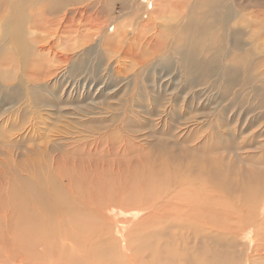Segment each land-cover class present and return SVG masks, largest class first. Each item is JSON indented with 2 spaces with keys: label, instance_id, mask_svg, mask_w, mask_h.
Instances as JSON below:
<instances>
[{
  "label": "bare ground",
  "instance_id": "6f19581e",
  "mask_svg": "<svg viewBox=\"0 0 264 264\" xmlns=\"http://www.w3.org/2000/svg\"><path fill=\"white\" fill-rule=\"evenodd\" d=\"M54 1L55 4L66 2L71 5L77 4L81 0ZM103 1L107 2V0H92L89 1V4L94 5ZM131 1L134 3L131 5L134 6L143 3L146 10H148L149 3L152 0ZM237 1L239 0H154L151 4L152 9L148 21L142 24L143 30L141 29L142 32L138 36H135L132 31L119 30L118 27L120 26L117 27V25H115V29L118 28L115 36L114 34L110 36L106 34L107 30L100 31L98 28L93 34L92 31L85 33L81 24L85 20V16H88L86 14L87 9H78L75 13L76 17L80 16L78 19H80L81 24L78 23L79 25L72 28L73 31L70 32L75 35H67L66 33L67 36L62 37L67 32V27H74V24H76L75 16L72 17L69 10H67L69 8L62 4L65 6V11L60 16L61 18L55 19V25H59L55 29L59 32L60 39L56 46L62 50H66L62 48L66 46L76 50V52L73 54H66L59 50H56V52L54 50L55 46L52 45L53 52L55 57L68 64V68L79 75L87 67L88 56L94 53H103L100 64L104 66L105 71L113 69L115 77L125 76L128 74L126 70H132L133 68L138 69V71L142 70L145 74L154 69L156 71L165 70L166 72L176 70L179 72L180 79L178 86L181 85L182 80L187 88L198 87L202 83L214 87L220 85L222 89L220 93L225 99H228V94L232 93V90L236 87L245 90L248 86L252 87L257 95L261 92L259 96L264 102V90H259L261 88L259 84L264 85V71H262L263 73L258 72L262 59H257V56L264 50V14L259 8L263 6L264 2H261L262 0H242L238 2V4L244 6L242 7L236 4ZM204 2L205 4H203ZM70 9L71 11L74 10L73 8ZM18 23L20 27V22ZM90 25L88 24V26ZM14 28L20 36L21 28H18V25H15ZM96 34H100V36L93 41ZM14 39H16V43H20L22 54L28 51L27 44L25 46V39L20 40V37L18 39L15 36ZM256 43L257 46L253 47ZM50 45L39 42L37 47L41 52L48 50L50 52L52 48ZM208 49L213 50L210 56L209 53H206ZM235 50L245 54L242 55L246 57L243 68L238 65L237 61L236 63H225L228 56ZM240 64L242 65V63ZM256 66L258 67L255 68ZM242 69L243 74L241 73ZM53 72H49V74L53 75ZM73 72L71 73L73 74ZM156 82L160 85V80ZM256 83L259 84L255 86ZM155 85L157 86V84ZM9 89L13 91L10 92ZM8 91L2 90L0 92L1 104H10L16 101L18 94H20L17 86L14 85L8 88ZM237 92H234V99L238 98ZM260 115L264 117V111ZM152 123L153 119H148L145 125ZM177 125H168L165 130L158 131L161 134L168 135H164L168 139L174 137L173 141L164 139V142L160 139L163 136H160L159 139L157 137V142L156 140L151 141L149 139L151 135L146 134L144 137L143 134L144 139L141 138L143 143L138 144L137 148L134 143L133 146L136 151L145 152L143 156L138 154L137 160H131L128 165L127 172L129 176L134 174V177H129L127 181L121 179L120 176H111L110 182L112 185L113 183L116 185L126 182V186H129L128 183H131L135 177L138 179L141 176V188L138 190V193L142 194L141 198L139 200L133 199L131 202L119 201L109 204L106 206L105 212L101 209H97V213L92 211V217H90L92 222L89 224V228L86 231L78 229L74 236L72 231L77 225L71 222L72 213L76 212L77 207L82 208L79 205L80 200L78 201L77 194H79L78 196L82 194V197L91 199L92 204L90 206H96L97 204L94 201L97 200L91 194L86 193L87 185L90 182L86 184V187L82 184L81 188L76 183L70 190L60 185L74 182L76 177L80 179L86 177L87 181H102V186L98 187L103 189V186L105 188L110 183L109 179H106L107 173L100 168L87 169L85 165H82L84 168L80 165V167L76 166L75 169L65 171L61 167L54 178V184L58 180L60 185L56 186L53 195L50 192L51 180L53 179L50 177L52 175L44 178L47 177V175H44V170H47V168L40 170L33 165L36 168L28 171L30 165H26L27 167H23L21 178L18 170L12 169L10 174L14 180L7 179V182L10 181L11 185L8 184V189L7 186L5 187L7 191L3 188L2 190L6 191L5 198L6 195L8 198L9 193L12 196L16 195V199H12L11 196L12 204L15 206H11L12 204L10 206L11 208L16 207L17 210L14 212L15 208L14 211L4 212L2 217L0 214V220L3 218L6 221L4 224H8L9 219L12 217V219L17 218L18 222L16 226H14L15 223H9L6 232L3 227H0V244L3 250H7L9 245L17 242L20 243L22 248L20 250L21 264L46 263L45 255L38 252L40 250L36 252L38 254H35L36 257L31 254V251L27 250L26 257L21 258L24 255V245L28 248L34 245L33 242L30 243L31 236L42 234V237H37L49 249L47 259L50 260L47 262L48 264L60 263V261L55 262L56 247L61 252L66 253L63 257L68 259V264H81L83 262L88 264V259H91L92 256L98 257L96 260L99 261L103 252V245L101 244H109V242L112 243L110 246L112 252L107 253L106 260L110 259L111 264H143L141 253H148V250L153 254L154 261L152 264H173L175 261H181L182 264H240L239 258L242 257L241 261L244 262L242 264L247 261L248 264H264V162L251 165L247 162L234 161V157H232L234 150L230 146V140L221 143L220 147L223 152L220 153L219 145L215 144L214 139H211V135L202 134L203 129L200 133L194 129L182 132V128ZM176 132L177 135H175ZM258 134L261 135L260 132ZM254 138L244 141L243 145L237 147V150H248L246 142L252 145L251 142L254 141ZM164 144L171 150L163 147ZM155 145L158 146L159 149L157 150L160 151H152L155 149ZM53 148L55 149V147ZM78 149L72 154L94 156L95 148L94 150ZM252 150L262 153L264 156V142ZM48 155H46L44 161H49L47 160ZM248 155L241 159L247 160ZM43 157L45 156L43 155ZM52 157L55 158V156ZM88 158L90 159V157ZM6 162L4 161V163ZM0 171H2V168H0ZM3 171L5 172L3 176L8 177L7 171ZM117 172L124 176L125 172L121 170ZM25 173L33 174L29 176ZM20 182L21 185L19 186L18 183L20 184ZM90 191L88 190V192ZM126 191L131 192L129 189ZM145 192H147V198ZM5 198L2 201H5ZM143 199L151 202L148 208L142 204ZM88 204L90 203L88 202ZM111 206H114V208ZM69 216H71V219ZM45 221H47V225ZM19 229L20 231H18ZM185 229L196 239L195 247L192 249L186 235L181 234L182 230L184 232ZM251 229L248 245L240 247L238 242L242 234ZM51 231L54 232L51 233ZM20 232H22V235H20ZM133 232L136 233L132 234ZM70 240L75 242L70 243ZM116 240H119V243L115 248L113 243H116ZM180 240H182V247L178 244ZM54 243H56V247ZM183 243L186 246H183ZM97 245H100V247ZM38 246L43 247V250L47 249L40 243ZM165 247H171V249L166 257H162ZM117 248L121 249L120 254L117 256V252H115L116 255L111 256ZM248 253L250 254L247 255ZM39 254L41 260L37 258V256H40ZM60 254L58 253L59 257ZM63 257L62 259H64ZM56 260L58 261V259ZM157 260H160V262H156Z\"/></svg>",
  "mask_w": 264,
  "mask_h": 264
},
{
  "label": "rangeland",
  "instance_id": "374dc122",
  "mask_svg": "<svg viewBox=\"0 0 264 264\" xmlns=\"http://www.w3.org/2000/svg\"><path fill=\"white\" fill-rule=\"evenodd\" d=\"M89 1L92 0H81L77 2V4L70 5L66 2H57L55 4L54 0H0V92L2 90L7 92L13 91L11 89L8 91V88H11L13 85L17 86L18 92H20L16 101L10 104H1L0 102V161L3 158L1 161L2 163L0 162V168H2V171H0L1 217L4 212H9L11 210L14 211L16 208H11V206H15L12 204V199H16V195L12 196V194L9 193L8 198L7 195L6 198L4 197V194L7 191L6 188L8 189V186L11 185L10 181L7 182V179L14 180L13 176L10 174L12 169L18 170L21 178L23 167L26 165H30L28 171H31L36 167L40 170L47 168V170H44V175H47V177L44 178H48V176L52 175L50 177L51 179L53 178L51 180L50 188L53 191L56 186L60 185V181L56 179V183L54 184V178L57 176L58 169L61 167L64 171L71 170L76 166L80 167V165L82 168H84L82 165H85L87 169L100 168L107 173L106 179H109V182L112 179V175L120 176L121 179L128 181L129 177H134V174L129 176V173L127 172L129 163L131 160L136 161L137 157H139L138 154L140 156L145 154L144 151H136L138 144L143 143L145 135H151L149 138L151 141L156 140L157 137V139H159L160 136H163L160 137V139L165 142V140L168 139V137H166L168 135L161 134L158 131L165 130L168 125H177V121L180 122H178V125L182 128V132L194 129L200 133L202 132L201 129H203L202 134L206 133V135H211V139H214L215 144L219 145V147L222 142L230 140V146L234 150V153L232 152L234 161H240L241 163L247 162L251 163V165L264 162V158L262 159V157H264L263 154L252 150L255 147H259L260 143L264 142V117L260 115L261 112L264 111V102L262 101L261 96H259L261 92L257 95L252 87L247 86L245 90H240L239 87H236L232 90V93L228 94V99H225L220 93L222 90L220 85L214 87L213 85L206 86L202 83L198 87L187 88L185 82L182 80L181 85L179 84L178 86L180 79L179 72L176 70L166 72L165 70L156 71V69H154L149 72L147 71L148 73L145 74L142 70L138 71V69L133 68L132 70H126V73H128L125 75L128 77L127 79H125V76H121V74V77H115L113 75V69L105 71L104 66L100 64L103 53H94L87 57V67L84 68L83 72L79 75L76 74V72L71 71L70 68H68V64L61 62L55 57L54 50L63 51V53L66 54H73L76 52V50L70 49L66 46L62 47L66 50L59 49L56 46V43L58 41L60 42V39L58 36L59 32L56 30L59 25L56 26L55 24L56 20L64 13L65 6L69 8L67 9L69 10V14L72 17L75 16L77 25L74 24V27H67V32H65L62 37L75 35L70 32L73 31L72 28L79 25L78 23L81 24L80 19H78L80 16L76 17L75 13L78 9H87L86 14H88V16H85V20H83L81 24L82 27H84L83 32L85 33L92 31L91 33L93 34L100 29V31L107 30L106 34L110 36L112 34L115 36L117 34V29L119 28V30L125 29L126 32L127 30L132 31L135 36H138L143 30L142 24L148 21L152 9L151 4L154 2V0H152L151 3H149V9L146 10L143 3L134 6L131 5L134 4L131 0H107L108 4H106V1H103L101 3H95L94 5L89 4ZM241 1L242 0L237 1L236 4ZM261 2H264V0ZM203 4H205V2ZM238 5L244 7L241 4ZM70 8H73L74 10L72 9L73 11H71ZM259 8H261V11L264 14V4ZM18 22H20V27ZM88 24L91 25L88 26ZM15 25H18V28H21L20 36L14 28ZM115 25L122 28L118 27L115 29ZM14 36L18 39L20 37V40L25 39V46L27 44L28 51L24 54L21 53L20 43H16ZM99 36L100 34H96L93 41L95 38H99ZM39 42H45L49 45L51 44L50 46L54 45V50L52 46L50 52L49 50L41 52L37 47ZM255 46H257V43L253 47ZM212 52L213 50L208 49V52L206 53H209L208 55L210 56ZM242 53L243 52L241 51L237 52V50H235L230 56H228L225 63H236L237 61L238 65L243 68L246 57H243L242 55L245 54ZM257 57V59H262L260 64L261 67L258 69V72H262L264 71V50L261 51V54ZM240 63H242V65ZM47 70L51 73L54 71L53 75H51V73L49 74ZM71 72H73V74ZM241 73L243 74V69ZM154 78L156 81L160 80V85H158L156 81V83L154 82ZM155 84H157V86ZM258 84L256 83L255 86ZM259 85L261 86L259 90H264V85ZM235 91H238L237 99H234ZM148 119H153V123L150 124L151 126L145 125L146 120ZM259 132L262 136L258 134ZM175 135H177V132ZM125 138L127 139L125 140ZM173 138L170 137L168 140L173 141ZM250 138H254V141L256 142H251L252 145L249 142H246L248 150H237L238 146L241 144L243 145V142ZM157 141L158 140H156V142ZM133 145L136 148H134ZM53 147H55V149ZM163 147L166 149L169 148L168 146H165V144ZM81 148H85V150H94L95 148L94 156L86 154L80 155L78 153L72 154L74 151L77 149L80 150ZM157 149L159 148L155 145V149L152 151H160ZM169 149L171 150V148ZM41 150L43 151L42 154ZM102 151L104 152L102 153ZM219 152H223L221 147ZM247 154H249L247 156L249 159H241L245 158ZM43 155L45 156L43 157L44 159L42 158ZM46 155H48L49 159L47 158V160L49 161H44L46 160ZM51 155L55 156L56 159ZM61 156H63V158H61ZM88 157H90V159ZM4 161L7 162L4 163ZM95 161H98V164ZM105 163L106 165L103 166ZM97 165L98 167H96ZM3 170L7 171L6 173H8V177L3 176V173H5ZM120 170L125 172L124 176L120 175V172H117ZM25 174L29 175L28 173ZM140 177L141 176H139L138 179L135 177L131 183H128L129 186H126V182L116 185L114 183L112 185L110 182L107 187L104 188L103 186V189L98 187L102 186V181H87L86 177H83L82 179L76 177L77 179L75 178L74 182L60 185L61 187L63 186L70 190L76 183L81 188L82 184L86 187V184L90 182V184H88L89 186L87 185L88 189L86 188V193L88 195L91 194V196H94V199L96 198L97 200L94 201L97 204H95L96 206H90L92 204V201H90L91 199H86L82 197V194H80V196L77 194L78 201L80 200L83 202L79 201V205L82 208L77 207L76 212L72 213L71 222L72 224L77 225L72 231L73 236L78 229L86 231L89 228V224L92 222V219L90 218L92 217V211L93 213H97L96 210L101 209L105 212L106 206L109 204L119 201L131 202L133 199L139 200L142 195L138 193L142 182ZM11 183L13 184V182ZM18 185L20 186L21 182L20 184L18 183ZM2 188L6 191L4 192ZM128 189L131 190L130 193L126 191ZM51 190V194H55V191L53 192ZM88 190L92 191L88 192ZM144 194L147 198V192ZM3 198H5V201H2ZM88 202L90 204H88ZM150 203L151 202H147L143 199L142 204H144V207L148 208ZM10 204L12 205L10 206ZM111 207L114 208V206ZM16 210L17 208L14 212H16ZM107 213L109 214V212ZM69 217L71 219V216ZM119 217L117 218L119 219ZM1 219L3 221L0 220L2 224L0 227H3L5 232L10 225L9 223H15L14 226H16L18 222L17 218L12 219L11 217L12 220L9 219L10 222L8 225L4 224L6 221H4L3 218ZM45 224H48L47 221H45ZM45 229L47 228L45 227ZM18 231H20V229ZM52 232L54 231H51V233ZM250 232H252V229L242 234V239L240 238L238 242L239 244L237 243L240 247H246L248 245V240L251 236ZM135 233L136 232H133L132 234ZM181 234L186 235L190 242L191 249L194 248L195 237L191 235L187 229H185L184 232L182 230ZM20 235H22V232H20ZM37 236L40 238L42 237V234L33 235V237L31 236L30 243L33 242L34 245L31 248L24 245V255L21 256V258L23 259L26 257L27 250L31 251V254L34 257L38 255L36 252L40 250L38 252L41 255H45V262H48L50 260L47 259L49 256V249L42 244V241L38 240ZM57 240L60 241L59 238H57ZM118 241L116 240V243H113L115 248L117 247V243H119ZM181 241L182 240H180V243L178 242L180 247H182ZM71 242L73 243L75 241L70 240V243ZM39 243L47 249L43 250V247L38 246ZM106 244L107 243L101 244L103 245V252L101 251L102 254L99 261L96 260L98 257L92 256L91 259H88V264L94 262L96 264H111V260H106V258L108 257L107 253L112 252L110 250L112 243L109 242V244ZM54 245L55 247L57 246L56 243H54ZM183 246H186V244L183 243ZM98 247H100V245ZM0 248V264L22 263L20 262V250L22 249L20 243L15 242L14 244L9 245L7 250H3V247L0 244ZM170 249L171 247H165L162 257H166ZM119 251H121V249L117 248L111 256L116 255L115 252H117L118 256L120 254ZM147 252L148 253L143 252L144 254L141 253L142 262L143 264H152L154 261L153 254L150 250ZM58 253H61V258L58 256ZM65 254V252H61V250L56 247L55 257L58 261L55 259V262L60 261L59 264H65L67 262L66 264H68V259L63 257ZM249 254L250 253L247 255ZM41 255L37 256L38 259L40 258L39 260H41ZM62 257L64 259H62ZM239 259L240 264L244 263L243 260L241 261L243 257ZM51 261L54 262L53 259H51ZM158 261L160 262V260H157L156 262ZM47 262L43 264H48ZM81 264L86 263L83 262ZM173 264H182V262L175 261ZM245 264H248V261Z\"/></svg>",
  "mask_w": 264,
  "mask_h": 264
}]
</instances>
